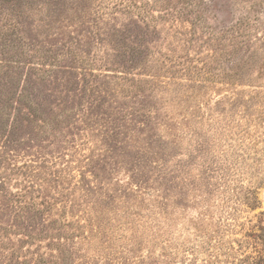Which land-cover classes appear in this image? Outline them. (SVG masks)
<instances>
[{"label":"rangeland","instance_id":"rangeland-1","mask_svg":"<svg viewBox=\"0 0 264 264\" xmlns=\"http://www.w3.org/2000/svg\"><path fill=\"white\" fill-rule=\"evenodd\" d=\"M236 2L0 0V264H264V0Z\"/></svg>","mask_w":264,"mask_h":264},{"label":"trees","instance_id":"trees-1","mask_svg":"<svg viewBox=\"0 0 264 264\" xmlns=\"http://www.w3.org/2000/svg\"><path fill=\"white\" fill-rule=\"evenodd\" d=\"M236 3H239L241 0H236ZM132 7L137 8L134 4L132 5ZM241 12L238 13V17H237V21L236 24L238 23V21L240 20V22L238 23V25H234V27L231 29V32H234L235 34L239 35V36H247V30H245L246 27V21L245 19L247 18V15H249L250 12H248V10H246L245 8L240 9ZM178 15H174L173 18H171V20L173 22H178V20L181 19L182 15H183V11L179 10ZM161 20H165L166 22L170 19V14H167L165 16V18L159 17ZM199 21V20H198ZM176 34H180V32L176 33ZM175 34V35H176ZM29 238V237H28ZM30 239L32 240H36L35 238L30 237ZM57 246V251H59L61 257L58 258V261L53 262L52 264H69L72 260V253L71 250L66 249L64 246ZM13 249V247L11 248ZM214 257V256H213ZM30 262H32V264H44L45 263V255L43 254H39L36 256V259L34 261L30 260ZM22 264H29L26 261H24ZM212 264V263H211Z\"/></svg>","mask_w":264,"mask_h":264}]
</instances>
